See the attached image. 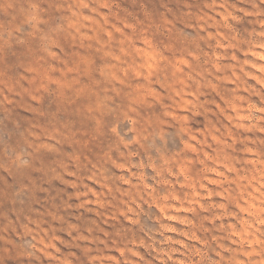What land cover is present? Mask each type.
Masks as SVG:
<instances>
[{
  "label": "rangeland",
  "instance_id": "1",
  "mask_svg": "<svg viewBox=\"0 0 264 264\" xmlns=\"http://www.w3.org/2000/svg\"><path fill=\"white\" fill-rule=\"evenodd\" d=\"M0 264H264V0H0Z\"/></svg>",
  "mask_w": 264,
  "mask_h": 264
}]
</instances>
